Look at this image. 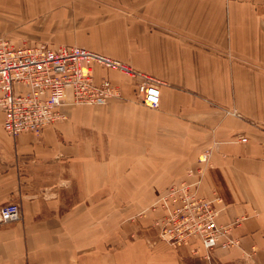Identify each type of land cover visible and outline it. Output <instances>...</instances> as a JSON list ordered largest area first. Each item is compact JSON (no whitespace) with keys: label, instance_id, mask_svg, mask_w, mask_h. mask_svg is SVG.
I'll use <instances>...</instances> for the list:
<instances>
[{"label":"crops","instance_id":"crops-1","mask_svg":"<svg viewBox=\"0 0 264 264\" xmlns=\"http://www.w3.org/2000/svg\"><path fill=\"white\" fill-rule=\"evenodd\" d=\"M248 2L78 3L96 4L112 23L113 48L64 46L158 78L160 105L144 106L132 79L96 67V80H113L121 96L74 105L68 95L64 119L40 135L11 138L0 110V209L22 210L19 221L0 224V264H264V126L252 121L264 122V8ZM50 7L0 0V38L49 44L39 17ZM207 150L198 192L221 198L217 223L229 231L211 251L199 239L172 247L155 225L169 211L162 200L196 180L186 169Z\"/></svg>","mask_w":264,"mask_h":264},{"label":"built area","instance_id":"built-area-1","mask_svg":"<svg viewBox=\"0 0 264 264\" xmlns=\"http://www.w3.org/2000/svg\"><path fill=\"white\" fill-rule=\"evenodd\" d=\"M96 67L132 79L140 103L148 108L159 107L164 82L135 71L125 62L78 46L15 45L0 38V110L4 113L5 132L14 139L24 133L42 134L64 119L61 108L68 95L74 105H103L120 97L116 82L109 78L96 80ZM240 141L247 142V138L240 137ZM211 155V150L203 152L197 168L187 171L188 177L196 178L194 182L183 180L162 200L169 211L155 225L160 239L172 247L180 248L199 239L211 251L229 231L217 223L216 204L221 198L208 199L198 192L211 166ZM21 216L20 204H7L0 209V224L17 222Z\"/></svg>","mask_w":264,"mask_h":264},{"label":"rangeland","instance_id":"rangeland-1","mask_svg":"<svg viewBox=\"0 0 264 264\" xmlns=\"http://www.w3.org/2000/svg\"><path fill=\"white\" fill-rule=\"evenodd\" d=\"M41 1L43 6L47 4V2L53 5V7H50V11H48L47 14H44L43 16L39 17L41 34L46 36V39H42L44 40L43 42L49 43L52 47H59V46H64L65 44L73 43V44H88L89 46L92 47L113 48V43H112L113 34H112V25H111L112 23L108 21L105 17L100 16L98 14L96 4L90 3L88 7L85 6L78 7V3L81 0H41ZM248 3L250 9L259 7V5L256 4L255 0H249ZM259 8H264V5L261 4ZM120 13L122 16L128 17V12L126 10H122ZM7 37H8L7 35H3V37L1 38L8 39L9 37L8 38ZM10 41H12V43L15 45H23L28 43L27 41H26L27 43L24 41L21 42H16L15 40H10ZM252 121L255 125H257L260 128H262L261 126H264L263 121H258V120H252ZM190 169L192 168L191 167L187 168L186 172Z\"/></svg>","mask_w":264,"mask_h":264}]
</instances>
